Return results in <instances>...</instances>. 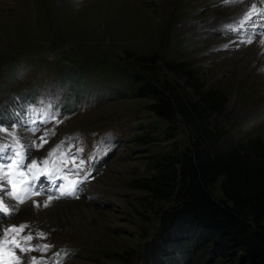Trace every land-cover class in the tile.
Instances as JSON below:
<instances>
[{"label":"rangeland","instance_id":"1","mask_svg":"<svg viewBox=\"0 0 264 264\" xmlns=\"http://www.w3.org/2000/svg\"><path fill=\"white\" fill-rule=\"evenodd\" d=\"M249 2L0 0V127L25 145L26 163L44 160L57 145L84 161L73 170L78 175L61 179L69 164L49 179L54 166L63 167L53 157L35 182L42 195L0 216V227L28 225L22 235L33 240L18 237L23 245L48 246L25 252L21 264L32 257L39 264H141L162 213L177 204L147 190L148 167L190 147L193 129L179 115H155L129 73L194 101L192 79L168 68L182 65L203 90L226 99L208 118L209 129L218 123L237 145H264V48L252 49L264 39V0H253L260 25L242 19ZM142 58L155 62L146 68ZM0 144L13 145V137L0 131ZM69 180L82 181L76 195L60 196ZM212 190L222 195L220 180ZM48 196L59 198L34 206Z\"/></svg>","mask_w":264,"mask_h":264},{"label":"trees","instance_id":"2","mask_svg":"<svg viewBox=\"0 0 264 264\" xmlns=\"http://www.w3.org/2000/svg\"><path fill=\"white\" fill-rule=\"evenodd\" d=\"M142 60L150 63L146 68L155 62ZM168 68L192 79L194 101L170 95L143 74L128 75L136 96L152 100L155 115L167 120L179 115L194 135L190 147L159 156L148 167L147 190L177 204L162 213L160 232L144 246L141 264H212L217 258L221 264H264V145L257 140L237 145L218 123L209 129L207 120L222 110L225 97L203 90L182 65ZM219 180L221 196L212 190Z\"/></svg>","mask_w":264,"mask_h":264},{"label":"snow or ice","instance_id":"3","mask_svg":"<svg viewBox=\"0 0 264 264\" xmlns=\"http://www.w3.org/2000/svg\"><path fill=\"white\" fill-rule=\"evenodd\" d=\"M255 11V6H252V10L245 17V21L250 20L252 12ZM252 41L249 40L248 43ZM264 43V42H262ZM0 131L7 132L13 137L14 144H0V216L12 215L17 210V204L25 203L27 199L32 196H40L42 192L35 187V182L40 179L41 175H44L43 166L49 165L52 162V158L56 157L63 167L54 166L52 171L47 173L49 179L58 176L60 172L64 171L71 164V168L65 177L73 173L74 169H79L84 164L81 160L79 164L76 163V156L71 152H65L62 150L61 145H57L56 148L49 151L48 156L42 161L32 160L30 163H26L28 160L27 149L25 145L20 142L15 132H9L8 129L0 127ZM41 140L46 143V139L41 137ZM38 147H42V144ZM82 151V149H80ZM82 183L79 180H69L67 184L60 185L58 190L60 196H75L77 186ZM6 198L16 201V204L7 203ZM59 197L48 196L47 200L43 202V206L47 207L53 199ZM34 206H40L38 202L33 201ZM28 225H9L8 227H0V264H21V256L28 251H45L47 245L43 249L25 246L21 243V237L23 241L30 242L33 240L31 235H22ZM39 236L43 237V233H39ZM19 251V254L17 253ZM32 264H39V261L35 258H31Z\"/></svg>","mask_w":264,"mask_h":264},{"label":"bare ground","instance_id":"4","mask_svg":"<svg viewBox=\"0 0 264 264\" xmlns=\"http://www.w3.org/2000/svg\"><path fill=\"white\" fill-rule=\"evenodd\" d=\"M254 5V2H253V0H251V2H249V4H247V7H248V10L245 12V14L242 16V19L243 20H245V17H246V15L249 13V11H251L252 10V6ZM255 6V11H253L252 12V16H251V18H250V20H248V21H250V22H253L254 23V25H260V21H261V17H262V15H260V11H259V9H258V7H256V5H254ZM262 23V22H261ZM262 42H264V39H262L261 38V41L256 45V46H253V50H257L258 48H264V43H262ZM256 52V51H255ZM264 69V68H263ZM34 201H36V202H38L39 203V205H41V204H43V202L45 201V199H37V198H35V200ZM53 201H51L50 203H49V205L51 206V205H53ZM8 225V224H7Z\"/></svg>","mask_w":264,"mask_h":264}]
</instances>
